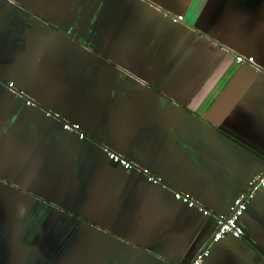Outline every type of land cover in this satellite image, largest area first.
<instances>
[{"label": "crops", "instance_id": "obj_1", "mask_svg": "<svg viewBox=\"0 0 264 264\" xmlns=\"http://www.w3.org/2000/svg\"><path fill=\"white\" fill-rule=\"evenodd\" d=\"M263 171L264 0H0V264H264Z\"/></svg>", "mask_w": 264, "mask_h": 264}, {"label": "built area", "instance_id": "obj_2", "mask_svg": "<svg viewBox=\"0 0 264 264\" xmlns=\"http://www.w3.org/2000/svg\"><path fill=\"white\" fill-rule=\"evenodd\" d=\"M177 21L183 20V15L171 16ZM236 60L240 63L246 62L251 65H256L255 58L253 56H245L242 54L236 55ZM11 90L15 93L23 95V92L16 88L15 83L13 81H8L6 83ZM27 102L31 105L35 104L32 99H27ZM64 127L66 129L74 130L79 133L81 138H85L87 135L83 132L81 125L78 123H69L66 122ZM105 152L107 153L109 159L114 164H119L124 166L128 170H133L138 168L129 158L123 156L116 151H113L109 147H104ZM147 177V179L152 183L163 184L164 182L160 177L155 176L149 169L143 168L140 169ZM164 185V184H163ZM166 186V185H164ZM259 187H264V171L260 174L256 175L249 181V190L246 194L240 195L235 202L231 205L229 212L230 215H218L216 219V229L213 234L212 241L216 242L224 238L228 234H233L237 237H241L245 233L244 226L241 222L242 215L244 214L245 210L248 207L250 198L255 195L256 190ZM175 197L187 203L189 207H199L204 214H210V211L200 205L197 201L193 199V197L189 193L181 192V191H174ZM209 250L205 249L197 253L195 260L192 264H201L202 261L209 255Z\"/></svg>", "mask_w": 264, "mask_h": 264}, {"label": "rangeland", "instance_id": "obj_3", "mask_svg": "<svg viewBox=\"0 0 264 264\" xmlns=\"http://www.w3.org/2000/svg\"><path fill=\"white\" fill-rule=\"evenodd\" d=\"M53 194H57V191H55V190H49L47 193H46V195H48V196H53Z\"/></svg>", "mask_w": 264, "mask_h": 264}, {"label": "water", "instance_id": "obj_4", "mask_svg": "<svg viewBox=\"0 0 264 264\" xmlns=\"http://www.w3.org/2000/svg\"><path fill=\"white\" fill-rule=\"evenodd\" d=\"M170 16H174L173 13H168ZM228 215H230V212H228Z\"/></svg>", "mask_w": 264, "mask_h": 264}]
</instances>
